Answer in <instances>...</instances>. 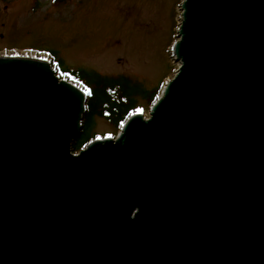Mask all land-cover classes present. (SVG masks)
<instances>
[{
  "label": "water",
  "instance_id": "95a60500",
  "mask_svg": "<svg viewBox=\"0 0 264 264\" xmlns=\"http://www.w3.org/2000/svg\"><path fill=\"white\" fill-rule=\"evenodd\" d=\"M179 11L149 119L78 155L85 95L0 54V264H264V0Z\"/></svg>",
  "mask_w": 264,
  "mask_h": 264
},
{
  "label": "rangeland",
  "instance_id": "374dc122",
  "mask_svg": "<svg viewBox=\"0 0 264 264\" xmlns=\"http://www.w3.org/2000/svg\"><path fill=\"white\" fill-rule=\"evenodd\" d=\"M181 1L0 0V54L43 51L56 67L55 51L70 69L123 75L161 91L177 67L171 55ZM135 101L141 114L149 113L143 97ZM92 128L94 137L119 132L101 116Z\"/></svg>",
  "mask_w": 264,
  "mask_h": 264
},
{
  "label": "trees",
  "instance_id": "16d2710c",
  "mask_svg": "<svg viewBox=\"0 0 264 264\" xmlns=\"http://www.w3.org/2000/svg\"><path fill=\"white\" fill-rule=\"evenodd\" d=\"M51 53L58 72L66 73L72 80L81 81L88 87L85 113L81 121L82 130L71 144V150L74 152H78L89 142V138L94 136L92 127L96 117H103L110 125L119 129L129 114L140 106L135 101L136 96L143 97L148 105H152L160 94L159 86L144 89L123 75L106 76L80 67L70 69L55 51Z\"/></svg>",
  "mask_w": 264,
  "mask_h": 264
},
{
  "label": "bare ground",
  "instance_id": "6f19581e",
  "mask_svg": "<svg viewBox=\"0 0 264 264\" xmlns=\"http://www.w3.org/2000/svg\"><path fill=\"white\" fill-rule=\"evenodd\" d=\"M174 44H175V42L172 45V52L175 48ZM23 55H27V57H30V58L32 57L33 59H36V60L41 61V62L47 61L46 53H44V52H37V51L31 50V51H26V53H24ZM97 137H100V136H97Z\"/></svg>",
  "mask_w": 264,
  "mask_h": 264
}]
</instances>
